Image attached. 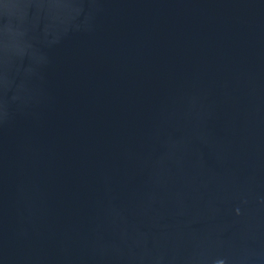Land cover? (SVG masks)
<instances>
[{"label": "water", "instance_id": "water-1", "mask_svg": "<svg viewBox=\"0 0 264 264\" xmlns=\"http://www.w3.org/2000/svg\"><path fill=\"white\" fill-rule=\"evenodd\" d=\"M0 264H264V0H0Z\"/></svg>", "mask_w": 264, "mask_h": 264}]
</instances>
